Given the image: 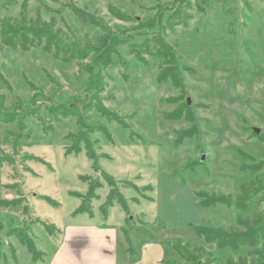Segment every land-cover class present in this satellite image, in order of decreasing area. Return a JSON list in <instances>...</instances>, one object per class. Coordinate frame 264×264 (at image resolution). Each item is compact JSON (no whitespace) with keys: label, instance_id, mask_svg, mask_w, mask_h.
Masks as SVG:
<instances>
[{"label":"rangeland","instance_id":"rangeland-1","mask_svg":"<svg viewBox=\"0 0 264 264\" xmlns=\"http://www.w3.org/2000/svg\"><path fill=\"white\" fill-rule=\"evenodd\" d=\"M67 1L17 0L1 12L3 17L24 12L40 13L46 20L54 16L66 39L81 46L97 43L102 29L78 19ZM73 1L127 40L117 46L122 61L106 70L100 97L128 126L109 121L94 109L86 114L85 125L76 116L49 117L42 105L55 97L72 100L70 94L78 95L83 108L89 73L76 62L65 63L38 49L0 44L3 112L25 116L20 134L0 119V156L9 153L14 160L0 167V199L18 197L6 185L19 182L30 206L27 215L0 208V264H166L172 257L171 243L197 239L191 223L235 224L240 211L226 204L200 208L196 197V192L235 196L239 184L251 180L239 171L250 161L238 156L235 148L264 159V142L253 135L264 134V0ZM109 4L133 20L114 16ZM172 10L186 18L175 19L172 27L169 22L151 27L158 13ZM154 31L174 49L184 91L170 82H157L161 60L144 53L148 62L144 64L131 51ZM29 82L41 93L34 101ZM188 99L194 123L166 117ZM195 125L199 132L185 137ZM81 131H87L93 143L96 165L83 144L80 153L67 152L72 145L69 136ZM17 138L20 150L13 153L11 144ZM102 172L115 181L127 209L118 197L109 203L112 187ZM257 178L264 180V169ZM92 179L101 186L88 201L83 196ZM83 202H88L92 215L75 213ZM260 210L255 202L247 214ZM24 227L44 252L37 262L17 233H11ZM83 229L92 246L86 248L79 240L70 248L72 235ZM207 247L215 251L214 246ZM228 254L223 252L222 259Z\"/></svg>","mask_w":264,"mask_h":264},{"label":"trees","instance_id":"trees-1","mask_svg":"<svg viewBox=\"0 0 264 264\" xmlns=\"http://www.w3.org/2000/svg\"><path fill=\"white\" fill-rule=\"evenodd\" d=\"M178 1L180 0H175V2ZM16 2L17 0H0V44L23 51L38 49L44 53L52 54L65 63L76 62L80 65V68L89 73L85 81L88 96L82 104L83 108L81 109L78 106V102L81 100L78 95L70 94L72 100H61L55 97L52 98V102L42 105L45 107L47 115L56 119L60 116H76L77 122L85 125L86 114L94 109L99 115L106 117L107 120L115 119L127 128L128 124L118 112L105 106L100 97V93L105 88L104 76L106 70L122 61L120 60L121 56L119 55L117 46L127 40L122 39L102 18L91 13L86 8L78 6L73 0H68L65 3L66 7L78 19L97 26L103 31V35L97 43H87L81 46L78 42L65 38L61 29L56 26L57 23L54 16L46 20L40 13L32 16L24 12L20 17H3L2 8ZM108 8L111 14L120 19L133 20V17L112 4H109ZM179 13H176L175 10L170 11L166 15L160 12L152 21L151 27L158 29L164 22H169V25L172 27L175 19L186 18L185 14ZM186 22L187 20L183 23ZM153 33L155 34H153L152 38L145 36L141 43H135L131 51L144 64H148L144 53H148L151 57L161 60L160 71L156 78L157 82H170L173 87L184 91L185 86L180 75L179 64L174 49L164 40L162 34L156 31ZM83 61L86 62L82 64ZM29 83L35 90L32 99L34 101V97L40 96L41 93L34 83ZM188 104V101L187 103H183L178 109L168 113L166 117L168 119L185 118L194 123L195 116L191 109H189ZM4 108V100L0 96V119L5 124L12 125V132L17 130L18 134H20L21 130L25 127L24 113H4ZM42 122L46 123V120L43 118ZM102 129L108 133L106 128ZM196 132H199V128L195 125L192 129L186 130L184 134L185 137H192ZM253 135L264 142V134L258 135L253 133ZM17 137L20 138V135ZM69 137L72 139V145L67 148V152L80 153L83 144L87 157L96 165L97 157L88 132L81 131L78 134H71ZM183 137L181 135V138ZM18 138L15 143L11 144L13 153H18L20 150L21 145L18 142ZM235 151L238 156L250 161L242 164L239 167V171L249 176L251 180L239 184L235 196L230 194L208 195L206 192H196L197 205L200 208L226 204L240 211L235 218V224L225 227L214 224L195 225L191 223L190 226L196 232L197 239L194 241H184L181 239L171 243L172 257L166 260V264H264V180L257 178V174L264 169V159L258 160L253 155L239 148H235ZM3 154V156H0V167H2L5 161L14 162L11 154ZM30 158H33V156H30ZM38 160L41 161V158H38ZM102 174H104L112 187L108 199L109 203H112L113 199L118 197V201L126 207V200L118 192L115 181L107 173L102 172ZM100 186V182L92 179L87 195L83 196L85 200L90 201L92 197H95V191ZM7 187L16 190L19 196L11 199H0V208L8 212L13 211L21 215H27L30 206L20 190L21 184L15 182L7 184ZM149 188L154 190L152 186ZM78 195L81 196V194ZM45 199L52 200L49 197H45ZM255 202L261 205V210L254 215L247 214ZM85 212L92 215L88 202H83L75 213ZM27 229V227L14 229L11 233H17L18 239L27 248L32 260L37 262L42 258L44 252L37 249L36 243L28 234ZM210 245L214 246L215 251L208 249L207 246ZM223 252L229 253L225 259H222L221 256ZM1 259L2 255L0 253V261Z\"/></svg>","mask_w":264,"mask_h":264},{"label":"crops","instance_id":"crops-1","mask_svg":"<svg viewBox=\"0 0 264 264\" xmlns=\"http://www.w3.org/2000/svg\"><path fill=\"white\" fill-rule=\"evenodd\" d=\"M79 240L85 242V244H86L85 246H87L86 248H88L89 246H92V241H91L90 235L88 233H85V230L83 229L81 233H77V234L72 235L71 241L69 242V247L72 248L71 242H76ZM82 249L83 248H77V250H80V252H82ZM159 257L161 260V258L163 257V254H161ZM80 258L82 259V257H80ZM51 264H53V262Z\"/></svg>","mask_w":264,"mask_h":264},{"label":"water","instance_id":"water-1","mask_svg":"<svg viewBox=\"0 0 264 264\" xmlns=\"http://www.w3.org/2000/svg\"><path fill=\"white\" fill-rule=\"evenodd\" d=\"M188 103L190 104V99H188ZM254 130H255L257 133H259V132H260V129H259V128H257V127H254Z\"/></svg>","mask_w":264,"mask_h":264}]
</instances>
